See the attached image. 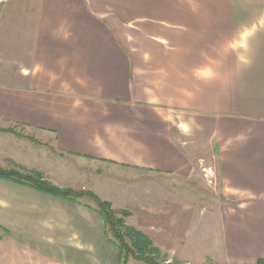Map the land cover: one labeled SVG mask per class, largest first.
Instances as JSON below:
<instances>
[{
    "label": "crops",
    "instance_id": "crops-1",
    "mask_svg": "<svg viewBox=\"0 0 264 264\" xmlns=\"http://www.w3.org/2000/svg\"><path fill=\"white\" fill-rule=\"evenodd\" d=\"M183 113L214 120L225 196L264 194V0H0V129L43 144L1 132L0 166L74 188L46 171L54 148L189 180ZM256 210L226 238L235 264L264 259ZM94 259H119L96 211L0 179V264Z\"/></svg>",
    "mask_w": 264,
    "mask_h": 264
},
{
    "label": "rangeland",
    "instance_id": "rangeland-1",
    "mask_svg": "<svg viewBox=\"0 0 264 264\" xmlns=\"http://www.w3.org/2000/svg\"><path fill=\"white\" fill-rule=\"evenodd\" d=\"M213 121L192 113L180 114L175 120L172 133L196 158L189 180L92 160L60 158L49 144L45 145L55 154L44 158L46 171L63 187L95 191L115 209L129 211L127 224L150 238L168 264H235L226 238L261 218L256 207L264 204V194L225 196ZM17 132L22 139L38 140L26 129L19 128ZM10 165L2 167L15 170L23 167ZM81 201L95 207L87 199ZM86 264H120V256L117 262L94 259ZM128 264L143 263L131 259Z\"/></svg>",
    "mask_w": 264,
    "mask_h": 264
},
{
    "label": "trees",
    "instance_id": "trees-1",
    "mask_svg": "<svg viewBox=\"0 0 264 264\" xmlns=\"http://www.w3.org/2000/svg\"><path fill=\"white\" fill-rule=\"evenodd\" d=\"M17 130V127H10L0 129V133L6 131L22 137ZM26 138L43 145L35 138ZM0 179L12 181L48 196L84 205L96 211L105 223L107 240L119 251L120 264H128L131 259L143 264H168L161 258V252L153 245L150 238L127 224L126 220L131 213L127 210L115 209L111 202L104 200L95 191L60 188L48 181L41 172L25 167L15 170L0 166ZM83 198L93 202L95 207L85 204L81 201ZM257 264H264V259L258 260Z\"/></svg>",
    "mask_w": 264,
    "mask_h": 264
}]
</instances>
